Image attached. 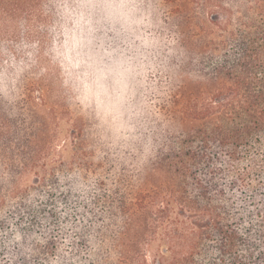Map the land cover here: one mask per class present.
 Segmentation results:
<instances>
[{"label": "trees", "instance_id": "16d2710c", "mask_svg": "<svg viewBox=\"0 0 264 264\" xmlns=\"http://www.w3.org/2000/svg\"><path fill=\"white\" fill-rule=\"evenodd\" d=\"M85 1L0 0V78H55L64 20L89 16ZM164 2L204 78L159 87L152 114L170 128L137 186L99 175L92 151L47 160L53 118L82 122L72 152L87 128L67 98L49 106L45 79L0 103V264H264V0Z\"/></svg>", "mask_w": 264, "mask_h": 264}, {"label": "rangeland", "instance_id": "374dc122", "mask_svg": "<svg viewBox=\"0 0 264 264\" xmlns=\"http://www.w3.org/2000/svg\"><path fill=\"white\" fill-rule=\"evenodd\" d=\"M85 2L92 12L89 16L69 14L64 20L72 35L68 44L55 46V78H35L25 69L13 78H0V103L5 106L15 97H26L30 81L45 79L46 97L52 99L49 106L60 110L56 100L67 98L74 114L85 118L87 128L82 150L72 152L69 132L82 122H70L67 115L58 121L53 118L48 130L57 141L47 160H90L87 152L92 151L94 161L102 163L99 175L131 178L137 186L139 176L153 164L158 132L170 128L152 114L157 110L156 96L164 95L159 87L180 84L181 78L189 82L204 78L202 65L173 39L172 30L180 28L181 17L170 14L171 5L164 0ZM58 36L68 35L62 31ZM38 95L34 90L32 96ZM8 106L9 112H17ZM111 164L116 167L106 169ZM32 176L23 175L21 184L29 183Z\"/></svg>", "mask_w": 264, "mask_h": 264}]
</instances>
